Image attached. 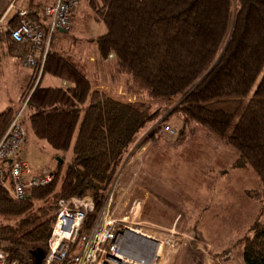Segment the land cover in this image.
<instances>
[{"label": "trees", "instance_id": "1", "mask_svg": "<svg viewBox=\"0 0 264 264\" xmlns=\"http://www.w3.org/2000/svg\"><path fill=\"white\" fill-rule=\"evenodd\" d=\"M87 1L106 27L93 40L119 93L101 89L98 67L90 74L88 60L70 51L51 49L40 73L63 85L42 87L40 77L33 85L34 69L21 94L29 127L62 157L71 155L64 171L58 162L52 181L25 200L12 197L7 179L0 185V248L18 264H34L30 251L46 252L57 201L70 197L93 200L79 232L87 233L142 133L150 128L146 138L154 139L180 114L182 126L194 121L224 138L237 152L232 166L259 177L261 188L249 192L259 207L236 242L243 264H264V0ZM37 8H30L35 21ZM170 99L177 100L170 110L161 107ZM14 114L0 112V139Z\"/></svg>", "mask_w": 264, "mask_h": 264}, {"label": "rangeland", "instance_id": "2", "mask_svg": "<svg viewBox=\"0 0 264 264\" xmlns=\"http://www.w3.org/2000/svg\"><path fill=\"white\" fill-rule=\"evenodd\" d=\"M19 1L27 2V0ZM37 1L43 3L46 0ZM4 2L0 0V10ZM95 2L98 4L100 0ZM17 9L14 6L9 12L14 13L15 18ZM4 14L2 13L0 18ZM94 15L93 7L88 1L81 0L72 12L70 31H55L52 45L58 41L60 48L75 52L77 55L94 54L96 44L93 39L106 31L104 23L96 20ZM2 33L3 30L0 35ZM24 80L23 76L13 78L10 73L1 72L0 112L10 107L15 112L14 115L20 113L26 137L20 147L19 155L33 171H40L42 168L55 170L58 162L61 163V171H64L71 152H67L62 157L45 141L36 138L26 120L24 107L21 110L23 106L21 94L26 87L21 90L20 86H25L27 79ZM35 80L36 75L33 79L35 82L33 85L36 86ZM60 83V78L47 73L40 80L42 87H56ZM131 99L132 96L127 97V101ZM176 103L175 99L173 103L164 102L160 105L170 110ZM180 120V114H173L162 123L154 139L164 142L151 151L146 164H144V156L150 146L146 150L144 140L148 139L146 136L151 129L142 133L127 155L121 174L112 184L105 200L111 194L115 217L123 218L128 215L130 205L137 201L138 221L156 225L153 221L162 214L166 222L171 221L172 217L176 218L177 227L175 228L157 225L166 229L167 234L173 228L180 235L173 236L176 243L180 242L181 246L178 249L175 250L169 246L166 249L163 248L162 264H180L179 261L190 252L186 249L187 246L185 247L189 237L196 238L198 241H203V238L211 240L214 242L212 253L227 248L232 252V264H243L241 248L236 240L246 232L248 224L253 220L254 213L259 207V203L250 197L252 192L261 188L259 177L250 167L232 166L237 152L224 138L208 132L194 121L182 126ZM166 124L175 130L174 135L168 136L162 132ZM181 130L182 133H179ZM57 158L62 162L57 161ZM135 163L136 166H133ZM130 164L134 168L129 170V167H132ZM144 193L149 195L147 199L149 207L145 215L148 218L151 215L156 216V219L151 218L153 221L144 215L139 199L143 198ZM189 241L193 245L190 239ZM206 252L211 255L210 250ZM188 254L189 264H199L196 253Z\"/></svg>", "mask_w": 264, "mask_h": 264}, {"label": "built area", "instance_id": "3", "mask_svg": "<svg viewBox=\"0 0 264 264\" xmlns=\"http://www.w3.org/2000/svg\"><path fill=\"white\" fill-rule=\"evenodd\" d=\"M81 0H50L43 8L46 24L43 26L31 18L30 10H16V24H3L4 18L14 8L7 7L0 18V32L6 29L10 40L17 45L27 47L23 65L37 68L36 82L40 77L47 53L51 50V35L55 31H70L73 10ZM24 104L21 108L23 109ZM21 112V111H20ZM168 136L175 134L169 125L162 128ZM26 131L18 112L13 116L0 139V185L9 181L8 190L16 200H25L31 188L48 184L53 172L43 168L33 174L27 162L20 157V147L25 140ZM138 203L134 201L128 215L115 217L111 203V194L96 215L95 222L87 233L79 234L87 214L94 210L93 200L89 196L70 197L57 201V211L47 237V249L40 264H64V260L79 240L75 254L67 264H162V250L168 246L175 250L181 245L173 236H180L175 230L166 229L148 222L138 221ZM169 237V238H168ZM197 251L200 241L189 237ZM186 241L187 244L191 242ZM164 248V249H163ZM0 264H18L11 260L6 251L0 248Z\"/></svg>", "mask_w": 264, "mask_h": 264}, {"label": "crops", "instance_id": "4", "mask_svg": "<svg viewBox=\"0 0 264 264\" xmlns=\"http://www.w3.org/2000/svg\"><path fill=\"white\" fill-rule=\"evenodd\" d=\"M3 1H5V2L3 4V6H1L0 16L2 15V13H5L6 8H7L6 6L9 3H13V5L17 8H26L29 10L31 7L38 6V8H37L38 9L37 15L39 16L38 22L41 23L43 26L46 24L47 20L42 13V9L45 5L50 3V0H46L43 3H41L37 0H27L26 3L19 1V0H3ZM14 16H15L14 13H8L4 18V24L6 25L9 22H11L12 19H14ZM4 35H5V32L3 31L2 35H0V76H1V72L10 73V75H12L13 78H15V77L17 78L18 76H23V78L25 80L27 79L25 86L24 87L20 86V89L23 90L27 86V84L29 83V81L33 75V71H34L33 68L25 67L22 64L23 57H24V55L28 49L26 46L17 45L15 43H13L11 40H10L11 42L10 41L8 42L7 39H5ZM53 36H54V33L51 35V49L59 50V51H66L63 48H60L61 45L58 41L56 43H53V45H52ZM69 53L77 56L78 58L83 57V58L87 59L89 62L87 64L89 65L90 74H93L92 69H94L96 66L98 67V69H99V83H100L99 85H100L101 89L105 90L106 92L116 91L117 93H119V88H118L117 84L113 85L110 81H107V79L105 78V75L103 74V70L101 68L102 65L108 64L109 61L107 60L106 62L102 63V65H101V63H99L97 51L94 54H90L89 56H83L81 54L77 55V54H75V52H69ZM41 77H40V80H41ZM63 83L64 82L61 81L60 85H63ZM173 100H175V99H170V100H168L167 103H169V102L173 103ZM162 142H164V141L159 140V142H158V140H156V139L152 140L150 138L144 140V144L146 145V150H147V147L150 146L149 149L146 151V154L144 156V164H146L147 158L149 159L151 151L156 149L158 147V145ZM150 165H151V162L149 163L148 169L150 168ZM130 166H132V164H130ZM133 166H136V163ZM133 166L129 167V170L134 168ZM146 169H147V165H146ZM31 171L33 172V174H38L40 172L39 170L33 171L32 169H31ZM148 196H149L148 194L144 193L143 198L138 197L141 200V205L143 206L142 208L144 211V215H145L147 208L149 207L148 206L149 204H147ZM158 215H160V213ZM145 217L148 218L146 215H145ZM152 217H154V219H156V216H152V215L148 219L151 220ZM151 221H153V220H151ZM153 223L156 225H159V226H163V227H174V228L177 227L176 218L172 217L171 221L166 222L164 219V214H162L161 216H158L157 220H154ZM203 241H200L199 249L197 251H194V252H191V251H193V250H191V247H192L191 244L185 245V247L187 246L186 249L190 250V252L187 251L188 253H190V254L196 253L197 254L199 264H201V263L202 264H232V261H233L232 258L233 257H232V252L229 249L223 248L216 253H212V248L214 246V242L211 240L204 239V238H203ZM208 250H210L211 255L207 254L206 251H208ZM188 253H186V255H184V257L181 259V261H179L180 264H189L190 263ZM226 253H230V254H226ZM205 254H206V257H205Z\"/></svg>", "mask_w": 264, "mask_h": 264}, {"label": "water", "instance_id": "5", "mask_svg": "<svg viewBox=\"0 0 264 264\" xmlns=\"http://www.w3.org/2000/svg\"><path fill=\"white\" fill-rule=\"evenodd\" d=\"M57 161H62V160L57 158ZM30 255L33 258L34 264H40L44 256V249L41 247H36L35 249L30 251Z\"/></svg>", "mask_w": 264, "mask_h": 264}]
</instances>
